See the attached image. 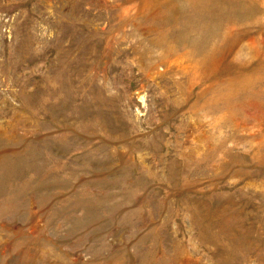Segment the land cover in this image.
<instances>
[{
    "label": "rangeland",
    "instance_id": "1",
    "mask_svg": "<svg viewBox=\"0 0 264 264\" xmlns=\"http://www.w3.org/2000/svg\"><path fill=\"white\" fill-rule=\"evenodd\" d=\"M0 264H264V0H0Z\"/></svg>",
    "mask_w": 264,
    "mask_h": 264
}]
</instances>
